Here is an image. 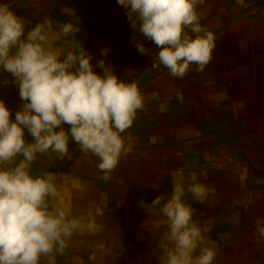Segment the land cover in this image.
<instances>
[{
  "label": "crops",
  "instance_id": "crops-1",
  "mask_svg": "<svg viewBox=\"0 0 264 264\" xmlns=\"http://www.w3.org/2000/svg\"><path fill=\"white\" fill-rule=\"evenodd\" d=\"M0 5L24 22L26 32L45 20L54 31L72 24L73 32L55 46L76 54L84 49L96 74L104 75L98 66L104 61L119 80L135 82L143 97V108L121 134L130 150L108 178L99 157L80 150L68 124L61 128L69 134L71 158L45 153L32 162L30 174L51 175L68 219L81 223L63 253L42 256L39 264H162L169 229L161 208L178 179L185 189L182 201L205 238L201 247L215 252L211 264H264V0L199 3L200 23L213 34L214 48L203 71L190 65L183 78L158 63L159 49L132 27L129 9L117 0ZM140 44L150 51L141 53ZM0 101L12 122L27 103L2 66ZM24 138L34 142L27 128ZM194 183L205 189L200 199L188 191ZM157 197L161 204L153 205ZM200 254L198 247L193 255Z\"/></svg>",
  "mask_w": 264,
  "mask_h": 264
},
{
  "label": "clouds",
  "instance_id": "clouds-1",
  "mask_svg": "<svg viewBox=\"0 0 264 264\" xmlns=\"http://www.w3.org/2000/svg\"><path fill=\"white\" fill-rule=\"evenodd\" d=\"M202 2L117 0L129 9L132 27H138L159 49L158 63L176 78H183L190 65L203 71L211 60L214 36L200 23L197 5ZM71 32L72 24L54 31L49 20L26 32L24 22L7 5H0V66L15 77L20 98L27 101L16 112L15 122L0 101V264H39L42 256L63 253L66 239L81 226L80 221L68 219L69 210L53 177L30 174L38 154L71 158L69 134L61 125L71 126V137L83 153L99 157L98 167L108 178L121 154L130 150L121 134L143 108L135 82L119 80L104 61L98 62L104 75L96 74L92 57L84 49L76 54L55 46ZM138 50L150 51L143 44ZM25 128L33 143H26ZM20 156L19 163L9 168L8 164ZM188 191L197 199L205 195L200 184L190 185ZM184 192L178 179L171 198L161 208L169 230L160 259L162 264H211L215 252L201 247L205 238L192 220L191 208L182 201ZM161 200L157 197L153 205L161 204ZM259 231L264 235V228ZM198 247L201 254L194 257Z\"/></svg>",
  "mask_w": 264,
  "mask_h": 264
}]
</instances>
